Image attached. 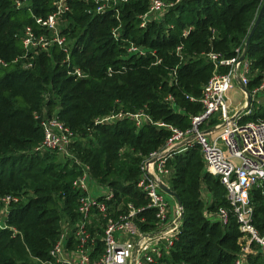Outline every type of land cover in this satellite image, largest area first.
<instances>
[{"label": "trees", "instance_id": "1", "mask_svg": "<svg viewBox=\"0 0 264 264\" xmlns=\"http://www.w3.org/2000/svg\"><path fill=\"white\" fill-rule=\"evenodd\" d=\"M22 1L18 6V0H0V59L7 63L0 65V264H41L34 260L48 258L61 223L79 219L80 193L73 183L82 164L114 191V209L128 202L145 206L147 198L137 186L142 161L164 147L171 135L168 125L190 126L202 110L200 97L215 70L206 54L236 55L264 2L169 0L174 4L160 19L142 26L141 15L150 0H130L103 13L97 12L96 0H67L71 10L60 27L71 47L70 61H65L58 45L49 52L26 54V27L43 31L36 17H47L55 6L54 0ZM132 43L145 47L146 55L128 53ZM246 56L251 68L247 89L252 92L264 81V16ZM71 66L89 76L76 79L68 73ZM219 69L225 72L228 67ZM251 106L253 113L243 121L264 120V104ZM119 110H142L152 122L137 127L130 116L100 122ZM54 114L76 136L70 147L74 159L37 150L44 139L41 120ZM167 166L169 185L182 200L184 216L169 254L157 264H234L245 240L235 217L222 224L206 216V211L215 213L229 204L220 178L206 171L200 148L176 151ZM204 186L212 197L208 204L202 197ZM6 195L18 200L3 216ZM251 200L254 223L263 231L264 180L252 187ZM139 216L146 217L143 229H153L151 209ZM248 257L252 264H262L258 252Z\"/></svg>", "mask_w": 264, "mask_h": 264}, {"label": "built area", "instance_id": "2", "mask_svg": "<svg viewBox=\"0 0 264 264\" xmlns=\"http://www.w3.org/2000/svg\"><path fill=\"white\" fill-rule=\"evenodd\" d=\"M129 1L96 0L97 12L103 13ZM17 4L20 6L23 1L18 0ZM173 4L169 0H150L149 9L141 15L142 26L153 19H160ZM54 6V11L47 17H36V22L43 31L35 32L33 27H26L23 44L26 54L49 52L58 45L65 52V61H70L71 47L60 31V21L71 8L67 0H54ZM118 30L119 28L113 30L116 38L119 36ZM180 49L181 46L178 51ZM242 51L243 48L238 47L236 55L230 58L214 51L206 54L214 63L215 70L204 85L200 97L202 110L192 117L190 126L185 129L168 125L171 135L164 147L152 151L141 163V176L137 186L147 198L145 206L136 207L134 203L128 202L123 209L120 206L114 209V191L92 177L89 165H81L82 173L73 183L80 193L76 209L79 219L74 223L69 220L61 223L59 236L51 247L48 258L38 259L41 264L160 263L162 257L169 254L181 225L180 208L177 205V217H173L172 204L160 183L170 186L171 170L167 161L172 154L193 146L200 148L206 171L218 176L227 190L228 207H220L215 213L206 211V216L222 224L229 223L230 218L235 217L243 238H248L247 241L244 239L234 264H252L248 255L253 252L260 254L264 264V230L261 231L254 223V205L251 200L252 187L264 180V120L243 121L244 117L253 113V107L245 103L234 109L228 102L227 94L237 83L247 101V94L241 85L247 87L251 68L247 56L241 59ZM127 52L144 56L147 50L132 43L127 46ZM158 62L160 60L156 63ZM6 64L0 59V65ZM219 65L227 66L228 70L221 72ZM29 66L31 64L26 65ZM113 72L112 68L108 69L109 75ZM68 73L76 79L89 76V72L79 66H71ZM250 93L251 103L260 104L264 95V81ZM126 116L132 117L137 127L152 122L151 117L142 110L135 113L114 111L100 122H112ZM214 118L219 121L216 127L220 132L212 137L213 128L206 130L204 125ZM41 126L44 139L37 150L69 155L71 144L76 139L74 132L55 114L44 117ZM17 200L12 195L3 197V216L8 213L11 202ZM145 209L154 212L155 225L150 231L141 226L146 217L139 214Z\"/></svg>", "mask_w": 264, "mask_h": 264}, {"label": "rangeland", "instance_id": "3", "mask_svg": "<svg viewBox=\"0 0 264 264\" xmlns=\"http://www.w3.org/2000/svg\"><path fill=\"white\" fill-rule=\"evenodd\" d=\"M63 24V21L61 19L60 21V27L61 25ZM228 102L231 104L232 107H240L241 103L243 102V94L239 88V86L237 85V83H235L233 85V87L228 91ZM261 104H264V95L261 97ZM60 159H63L65 160L66 158H71V159H74V155L73 153H71V150H70V153L69 155H62V154H59L58 155ZM105 186V185H104ZM168 200L171 202L172 204V207H173V217H177V202L176 200L169 194H166ZM202 197H203V200L205 201L206 204L210 203V201L212 200V197H211V194L210 192L208 191L207 188H205L203 191H202ZM6 214H4L5 216ZM207 215V214H206ZM3 224V223H2ZM100 234H102L100 232ZM246 241H247V237L244 238ZM255 253V252H253ZM35 262H38V260H34Z\"/></svg>", "mask_w": 264, "mask_h": 264}, {"label": "water", "instance_id": "4", "mask_svg": "<svg viewBox=\"0 0 264 264\" xmlns=\"http://www.w3.org/2000/svg\"><path fill=\"white\" fill-rule=\"evenodd\" d=\"M264 16V2L262 4V7L258 13V16H257V19L252 27V30L246 40V43L243 47V51H242V54H241V59H244L247 55V48H248V44L251 40V37L252 35L254 34L256 28L258 27L261 19L263 18ZM241 88L246 92L247 94V106H249L252 102V95L250 93V91L247 89V87H245L244 85H241ZM162 189L169 195H171L177 202V205L179 206L180 208V216H179V220L181 221L183 219V216H184V211H183V206H182V200L180 199V196L178 195V193H176L170 186L164 184V183H160ZM182 230V225H180V231Z\"/></svg>", "mask_w": 264, "mask_h": 264}, {"label": "crops", "instance_id": "5", "mask_svg": "<svg viewBox=\"0 0 264 264\" xmlns=\"http://www.w3.org/2000/svg\"><path fill=\"white\" fill-rule=\"evenodd\" d=\"M241 90V89H240ZM241 92H242V90H241ZM242 94H243V102L241 103V105H240V107L241 106H243L245 103H246V99H245V95H244V93L242 92ZM261 104V103H260ZM240 107H233L234 109L235 108H240ZM218 119L217 118H214V119H212V121L211 122H209V123H206L205 125H204V127H205V129L207 130V129H210L211 127L213 128V133H212V137H215V136H217L218 134H219V132H220V129L219 128H217L216 127V125L218 124ZM205 188H206V186H204ZM203 191V190H202ZM212 201V200H211ZM162 245H164V243H162Z\"/></svg>", "mask_w": 264, "mask_h": 264}]
</instances>
